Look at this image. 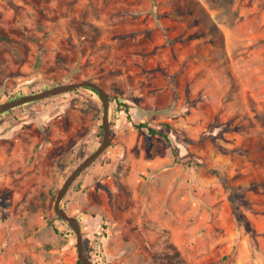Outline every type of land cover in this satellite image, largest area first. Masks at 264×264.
Listing matches in <instances>:
<instances>
[{
	"label": "rangeland",
	"instance_id": "374dc122",
	"mask_svg": "<svg viewBox=\"0 0 264 264\" xmlns=\"http://www.w3.org/2000/svg\"><path fill=\"white\" fill-rule=\"evenodd\" d=\"M79 80L110 100L60 201L92 261L264 264V0H0V103ZM102 122L83 86L0 112V264H77L54 200Z\"/></svg>",
	"mask_w": 264,
	"mask_h": 264
},
{
	"label": "water",
	"instance_id": "95a60500",
	"mask_svg": "<svg viewBox=\"0 0 264 264\" xmlns=\"http://www.w3.org/2000/svg\"><path fill=\"white\" fill-rule=\"evenodd\" d=\"M80 86L83 87H90L94 89L96 92H98V95L100 96L102 103H103V132L104 136L100 143V145L86 158H84L68 175V177L65 179L61 187L58 189L57 194L55 196L54 200V211L55 213L60 216L62 219L66 220L70 226L73 228L76 234V246L78 251V257L82 264H96L94 261H92L87 253L84 250L83 244H82V232L79 220L76 216L69 214L63 207L60 206V201L71 185V183L74 181V179L79 175V173L88 167L99 155L100 153L107 147L109 143V121H108V113H109V96L106 93V91L99 86L97 83L91 80H79L74 82H68V83H62L57 84L52 87L44 88L39 92L36 93H30V94H24L20 97L11 99L9 101L0 103V112H3L7 109H10L14 106L33 101L38 100L41 98L49 97L52 95H56L58 93L66 92L72 89H76Z\"/></svg>",
	"mask_w": 264,
	"mask_h": 264
},
{
	"label": "trees",
	"instance_id": "16d2710c",
	"mask_svg": "<svg viewBox=\"0 0 264 264\" xmlns=\"http://www.w3.org/2000/svg\"><path fill=\"white\" fill-rule=\"evenodd\" d=\"M45 86H42V88H44ZM88 88H90V87H88ZM91 90H93L94 92H96L94 89H92V88H90ZM97 94H98V92H96ZM10 99H12V98H10ZM123 105L124 103H123V101L121 100V99H119V98H116V104L114 105V111L115 112H117L119 109H120V105ZM137 126H139V127H145V126H147L146 125V123L145 122H142V123H140L139 125H137ZM148 130H150V132H155L152 128H148ZM78 219H80V216L79 215H77L76 216ZM77 264H82L81 262H80V260H77Z\"/></svg>",
	"mask_w": 264,
	"mask_h": 264
}]
</instances>
